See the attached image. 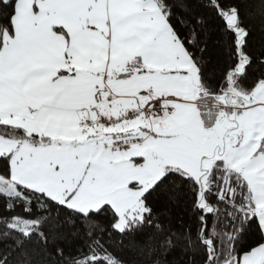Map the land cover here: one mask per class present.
<instances>
[{"label": "snow or ice", "instance_id": "obj_1", "mask_svg": "<svg viewBox=\"0 0 264 264\" xmlns=\"http://www.w3.org/2000/svg\"><path fill=\"white\" fill-rule=\"evenodd\" d=\"M0 264H264V0H0Z\"/></svg>", "mask_w": 264, "mask_h": 264}]
</instances>
